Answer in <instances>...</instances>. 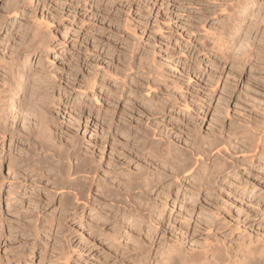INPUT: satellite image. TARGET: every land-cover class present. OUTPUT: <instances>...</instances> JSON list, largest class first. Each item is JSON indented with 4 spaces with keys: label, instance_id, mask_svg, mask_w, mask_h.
Here are the masks:
<instances>
[{
    "label": "rangeland",
    "instance_id": "obj_1",
    "mask_svg": "<svg viewBox=\"0 0 264 264\" xmlns=\"http://www.w3.org/2000/svg\"><path fill=\"white\" fill-rule=\"evenodd\" d=\"M155 146L185 154L188 175L127 190L129 174L171 172ZM77 154L94 176L58 172ZM176 251L167 264L264 252V0H0V264Z\"/></svg>",
    "mask_w": 264,
    "mask_h": 264
},
{
    "label": "bare ground",
    "instance_id": "obj_2",
    "mask_svg": "<svg viewBox=\"0 0 264 264\" xmlns=\"http://www.w3.org/2000/svg\"><path fill=\"white\" fill-rule=\"evenodd\" d=\"M35 34V33H34ZM37 34V33H36ZM38 34H40V33H38ZM38 36V35H37ZM37 36H35L34 35V40H35V37H37ZM32 37V36H31ZM42 38V37H41ZM38 42V41H37ZM37 42H36V45H37ZM35 43V42H34ZM34 43H33V45H34ZM40 43H42V44H44L43 42H40ZM26 45V48H28L29 49V46H30V44H29V46H27V44H25ZM33 45H32V47L31 48H33ZM44 46V45H43ZM42 46V47H43ZM21 49V48H20ZM15 59V58H14ZM18 60V59H17ZM17 63V62H16ZM12 64H14V63H12ZM10 66V65H9ZM16 66V65H15ZM11 75H10V78H8V86L7 87H9L8 89L10 90L11 88H15V89H17V90H20L21 91V95H22V97L19 99V108L20 109H22L25 105H26V102H25V99H24V93H25V91H26V88H27V81H26V76L24 75V73L20 70V69H17V68H11ZM26 74V73H25ZM6 81V80H5ZM20 109H19V111H20ZM45 117H46V115H45ZM44 120V119H43ZM47 121V123L45 122L44 123V125L46 126V128L44 127V129L45 130H47V127H48V119L46 120ZM51 127V126H50ZM51 130V129H50ZM4 131V130H3ZM43 132H45V131H43ZM30 134V133H29ZM41 137V136H40ZM52 140V139H51ZM38 141H40V140H38ZM145 143H147L145 140H143V144H145ZM213 143V142H212ZM212 143H210V144H212ZM149 144V143H148ZM148 144H146V146L148 145ZM195 144V146H194V148L192 149V151H193V154H197V153H199V147H196L198 144L197 143H194ZM197 144V145H196ZM41 145L43 146V147H45L44 145L45 144H43V141H41ZM140 145V144H139ZM214 145V144H213ZM212 145V146H213ZM142 146V145H141ZM145 146V145H144ZM199 146V145H198ZM219 146V145H218ZM138 147H140V146H138ZM151 147V146H150ZM153 147V146H152ZM161 147V146H160ZM155 148V150L153 149H151V151L153 152H150L149 151V154L153 157V155H155V156H157V157H161V159L162 160H164V159H166L167 160V154H169V155H171L172 156V158L174 159V164L173 165H171L172 167H171V172H169L168 174H166V173H163V172H159L157 175H155L154 174V176L153 177H151V176H149V174L147 175L146 174V172L145 171H139L138 173H136L134 176H131L130 174V176L128 177L127 176V178L125 179V182H124V184H126L125 185V187H126V189L127 190H129V191H132L133 189H140V193L142 194V195H146V193L148 194V193H150L151 191H152V188H153V185L154 184H161L162 182H164V179H166V178H170V179H174V180H176V178H178V175L179 174H183L184 173V176H187L188 175V173H185V172H187L188 170H189V168H192V166H193V162H190L189 161V159L186 157V155L185 154H174V155H172L170 152L169 153H161V149L160 148H156V146L154 147ZM143 149V148H142ZM201 149V148H200ZM143 150H145V149H143ZM147 150V149H146ZM167 150H169V149H167ZM191 151V152H192ZM77 152V151H76ZM75 152V153H76ZM213 152V151H212ZM216 152V151H215ZM63 153V152H62ZM74 153V152H73ZM72 153V154H73ZM78 153V152H77ZM182 153V152H181ZM79 154H77V155H75L74 156V158H75V160L78 162L77 163V165L75 166V168L73 169H71V168H68L69 169V171L65 168V169H60V170H58V172H60L61 174H64L65 173V177H66V174L69 176V177H71L72 175H76L77 173L79 174V173H81V172H83V173H88V174H90V175H92L93 174V169H92V166H91V162L89 161V160H87L86 158H81L80 156H78ZM140 155H142V154H140ZM29 156V155H28ZM68 156V155H67ZM71 156V155H70ZM195 156V155H194ZM197 156V155H196ZM30 157V156H29ZM200 157V156H199ZM80 158H81V160H80ZM156 159H158V158H156ZM160 159V160H161ZM69 160V159H68ZM25 161V160H24ZM73 161H74V159H73ZM89 161V162H88ZM195 162H196V160H194ZM38 162V161H37ZM195 162H194V164H195ZM168 163V162H167ZM70 164V163H69ZM169 164V163H168ZM42 165V164H41ZM52 167V166H51ZM70 167V166H69ZM71 167H72V165H71ZM201 167V166H200ZM71 169V170H70ZM153 169V168H152ZM35 170V169H34ZM57 171V170H56ZM138 171V170H137ZM199 172H201V171H199ZM203 172H204V170H203ZM202 172V174H204ZM92 173V174H91ZM60 174V175H61ZM87 174V175H88ZM193 174V173H192ZM41 175V174H40ZM58 175H59V173H58ZM57 175V176H58ZM83 175V174H82ZM86 175V174H85ZM86 175V176H87ZM146 175V176H145ZM63 175H61V177H62ZM92 176H94V175H92ZM198 176V175H197ZM200 176V175H199ZM203 176H205V175H202V179H203ZM17 178V177H16ZM79 178V177H78ZM88 178V177H87ZM59 179V178H58ZM61 179V178H60ZM122 179V178H121ZM199 179H201V177H199ZM123 180V179H122ZM204 180H205V178H204ZM64 181V180H63ZM85 181V180H84ZM91 181V180H90ZM67 182L69 183V188L71 189V191H72V194H73V196H74V200H75V203L78 205V203L79 202H81L80 204H82V206L84 207V208H89V206H90V198H88L89 197V194H88V191H86V189H85V182H80V181H78V179H76L75 177L73 178V179H71V180H69V179H67ZM61 184H63L62 182H61ZM89 184H90V182H89ZM143 187H145V189L146 190H144L143 189ZM107 189V188H106ZM136 189V190H137ZM119 190V189H118ZM68 191V190H67ZM70 191V190H69ZM108 192H110L109 190H108ZM128 192V191H127ZM112 193V192H111ZM102 195V194H101ZM121 195V194H120ZM114 196V195H113ZM115 199V198H114ZM144 199V198H143ZM139 200H140V198H139ZM145 200V199H144ZM109 201V200H108ZM133 203V204H135V202L133 201V199H129V201H127V203H131V202ZM132 203H131V206H132ZM139 203V202H138ZM62 204V203H61ZM142 204H144V203H142ZM136 206V205H135ZM139 206V205H138ZM143 206V205H142ZM145 206V205H144ZM137 208V207H136ZM138 209V208H137ZM143 209V208H142ZM148 210V209H147ZM118 212V211H117ZM143 216V215H142ZM141 220V219H140ZM34 230V229H33ZM250 247H248V249H249ZM249 251H251V250H249ZM251 254V255H250ZM249 255H245L244 257H243V259L241 260V261H239V262H236V264H264V252H262L261 254H257V252H253V254L252 253H250ZM178 256H179V253L176 251V253H171V252H169V253H167L166 254V257L165 258H163L158 264H167V262H169V261H171V260H174V262L173 263H175L177 260H178ZM218 259V258H217ZM218 261H219V259H218ZM221 263H222V261H221Z\"/></svg>",
    "mask_w": 264,
    "mask_h": 264
}]
</instances>
